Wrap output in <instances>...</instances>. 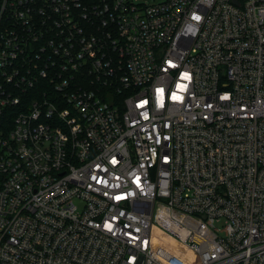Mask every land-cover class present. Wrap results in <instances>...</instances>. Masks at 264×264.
I'll return each instance as SVG.
<instances>
[{"label": "built area", "instance_id": "built-area-1", "mask_svg": "<svg viewBox=\"0 0 264 264\" xmlns=\"http://www.w3.org/2000/svg\"><path fill=\"white\" fill-rule=\"evenodd\" d=\"M160 233L264 264V0H2L0 264H170Z\"/></svg>", "mask_w": 264, "mask_h": 264}, {"label": "rangeland", "instance_id": "rangeland-1", "mask_svg": "<svg viewBox=\"0 0 264 264\" xmlns=\"http://www.w3.org/2000/svg\"><path fill=\"white\" fill-rule=\"evenodd\" d=\"M139 2L157 3L164 0H137ZM217 225H222L221 221L217 222ZM157 249L160 252L162 258L169 262L170 264H180L182 260L183 264H191V256L186 253L184 255V250L179 243L175 242L173 239L169 238L167 235L160 233L159 239L157 240ZM172 260L173 262H171Z\"/></svg>", "mask_w": 264, "mask_h": 264}, {"label": "trees", "instance_id": "trees-1", "mask_svg": "<svg viewBox=\"0 0 264 264\" xmlns=\"http://www.w3.org/2000/svg\"><path fill=\"white\" fill-rule=\"evenodd\" d=\"M1 4H2V0H0V7H1Z\"/></svg>", "mask_w": 264, "mask_h": 264}]
</instances>
